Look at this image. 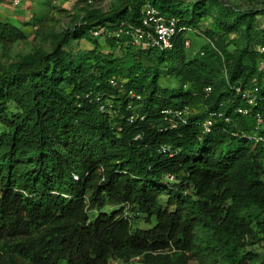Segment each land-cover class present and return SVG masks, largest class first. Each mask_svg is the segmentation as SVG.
I'll return each instance as SVG.
<instances>
[{"label":"trees","instance_id":"obj_1","mask_svg":"<svg viewBox=\"0 0 264 264\" xmlns=\"http://www.w3.org/2000/svg\"><path fill=\"white\" fill-rule=\"evenodd\" d=\"M248 1L86 4L49 51L0 66V264H264V144L248 138L264 135V0ZM146 4L178 20L171 48L126 34ZM206 18L209 42L188 56ZM26 39L0 13V46Z\"/></svg>","mask_w":264,"mask_h":264},{"label":"rangeland","instance_id":"obj_2","mask_svg":"<svg viewBox=\"0 0 264 264\" xmlns=\"http://www.w3.org/2000/svg\"><path fill=\"white\" fill-rule=\"evenodd\" d=\"M73 1V2H72ZM114 0H100L92 7H99L102 10H109ZM230 5L236 6H251V2L248 0H224ZM0 8L3 12L9 13L13 18L18 19L19 25H21L27 34V39L19 43L14 44L11 48L5 50L0 46V66L9 65L18 60L20 55L31 52L36 48H43L50 50L53 36L62 31L63 28L71 26L74 22L79 20V17L83 14L84 9L88 7L86 3L81 0H60L57 2L48 0H20L18 6L13 5L9 0L0 1ZM257 6L264 8V1L256 3ZM37 15V16H35ZM44 18V22L41 28H37L31 24L33 17ZM212 18H206L199 23L200 28L197 31L191 32L187 35L190 39L191 46L187 48L188 56L193 55L203 45L209 42L208 38L204 35V31L208 25L212 24ZM257 25L260 30L264 29V12L257 18ZM244 34L242 31H236L229 35V39L232 42V48L244 45ZM76 43V42H75ZM72 42V46L76 47V44ZM82 48H88L91 45L82 40ZM70 45V46H71ZM260 42H257V46ZM69 48V46H68ZM173 82L172 78L164 77L161 80L162 85H169ZM258 252H262L263 248L256 247ZM118 264H127L126 262H118ZM191 264H197L192 262Z\"/></svg>","mask_w":264,"mask_h":264},{"label":"built area","instance_id":"obj_3","mask_svg":"<svg viewBox=\"0 0 264 264\" xmlns=\"http://www.w3.org/2000/svg\"><path fill=\"white\" fill-rule=\"evenodd\" d=\"M53 2H57L60 0H50ZM86 4L93 6L94 3L100 0H82ZM20 0H13V3L18 5ZM142 25L136 27H129L126 30V34L130 35L133 40L142 45L143 47H157L160 49H169L173 46V40L176 35L182 30L179 27L178 20L175 17H166L164 16L159 9L151 4H146L142 8ZM186 44L189 46L190 43L187 41ZM260 53L262 54V63L261 68H264V45L259 47ZM210 91V88L207 89ZM243 97L246 99L248 106L247 107H239L237 108V112L243 115H248L250 111V106H254L257 103V97L255 94L251 92H244ZM190 113L188 108L184 109L183 111H177V116H183ZM223 117V113L221 112H212L209 118L206 119L204 122V129L205 132H210L213 126V119L212 117ZM228 121L229 119L226 118ZM264 119L261 116H258V126L256 129H261L264 127L263 122ZM249 139L255 140L264 144V135L254 133L253 135L248 136ZM163 150L166 151V147H163ZM111 264H118L117 261H113ZM127 264H144L141 261V256H137L131 258Z\"/></svg>","mask_w":264,"mask_h":264},{"label":"crops","instance_id":"obj_4","mask_svg":"<svg viewBox=\"0 0 264 264\" xmlns=\"http://www.w3.org/2000/svg\"><path fill=\"white\" fill-rule=\"evenodd\" d=\"M0 1H2V0H0ZM10 1V3L11 2H13V0H9ZM23 1V0H22ZM73 2V1H72ZM1 3V2H0ZM2 4V3H1ZM13 5H15V6H18V5H16V4H14V3H12ZM1 6V5H0ZM0 13H1V16H2V18H4V19H8V20H10V21H12V22H14V23H19V21H18V19H16V18H13V16L11 15V14H7V13H5V12H3L2 11V9L0 8ZM19 25V24H18Z\"/></svg>","mask_w":264,"mask_h":264}]
</instances>
